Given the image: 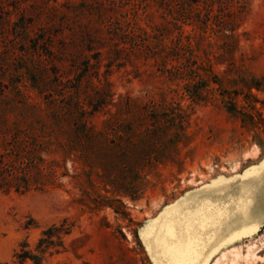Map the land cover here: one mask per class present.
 <instances>
[{"label":"rangeland","instance_id":"374dc122","mask_svg":"<svg viewBox=\"0 0 264 264\" xmlns=\"http://www.w3.org/2000/svg\"><path fill=\"white\" fill-rule=\"evenodd\" d=\"M75 98L117 168L75 150L61 185L0 192V263L34 264L19 254L57 227L42 264H205L252 243L262 258L239 264H264V0H0V109Z\"/></svg>","mask_w":264,"mask_h":264},{"label":"trees","instance_id":"16d2710c","mask_svg":"<svg viewBox=\"0 0 264 264\" xmlns=\"http://www.w3.org/2000/svg\"><path fill=\"white\" fill-rule=\"evenodd\" d=\"M185 48L182 42L177 43L175 49L179 54L176 56H180ZM176 69L173 67L171 70L176 72ZM107 98L110 101L111 95H105V99ZM4 101L0 99V105ZM6 103L7 101L4 105ZM94 108L93 112L99 110L97 106ZM65 110L46 114L37 111L12 114L9 110L0 109V192L14 191L22 194L31 191L44 192L51 186L61 185L57 184L58 168L66 164L75 150H81L79 158L83 160L84 170L89 166L88 168L94 171H100L102 174L100 177L112 171L114 165H111V161L110 163L105 161L102 152L105 151L112 156L111 158L119 160L121 152L119 147L109 144L101 131L89 125L88 112L76 98L75 105L69 104ZM44 121L53 123L55 130H48L46 126L40 128L36 126ZM64 125H68L67 130L64 129ZM52 154H59L61 160L48 158ZM144 167L143 164L142 168ZM67 175L65 171L60 177ZM62 233L69 234L70 230L50 228L40 240L41 255L23 251L19 258L22 261L30 259L34 264H42L43 256L56 245L54 238L60 240Z\"/></svg>","mask_w":264,"mask_h":264},{"label":"bare ground","instance_id":"6f19581e","mask_svg":"<svg viewBox=\"0 0 264 264\" xmlns=\"http://www.w3.org/2000/svg\"><path fill=\"white\" fill-rule=\"evenodd\" d=\"M262 247L264 248V242L262 243ZM260 251L261 248L256 243L249 244L245 253L242 252L241 247L238 245L226 246L220 250L216 258L208 260L205 264H239L243 259L247 261L261 259L262 257L259 256Z\"/></svg>","mask_w":264,"mask_h":264},{"label":"water","instance_id":"95a60500","mask_svg":"<svg viewBox=\"0 0 264 264\" xmlns=\"http://www.w3.org/2000/svg\"><path fill=\"white\" fill-rule=\"evenodd\" d=\"M256 227H258V229H259V226H258V225H255V226H253V227L243 228V229H240V230H237V231L239 232V231H241V230L246 229V230L248 231V233H249V230H252V229H254V228H256ZM235 232H236V231H235ZM203 263H204V261H202V263H200V264H203Z\"/></svg>","mask_w":264,"mask_h":264}]
</instances>
